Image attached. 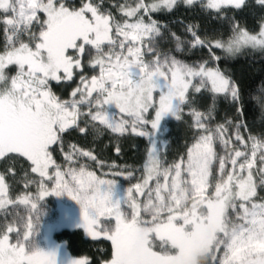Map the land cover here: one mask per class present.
<instances>
[{
  "label": "snow or ice",
  "instance_id": "obj_1",
  "mask_svg": "<svg viewBox=\"0 0 264 264\" xmlns=\"http://www.w3.org/2000/svg\"><path fill=\"white\" fill-rule=\"evenodd\" d=\"M256 3L264 8V0ZM181 4L215 13L226 31L177 18L170 23L181 26L178 35L153 19ZM246 6L0 0V161L8 165L0 172V264H58L57 250L33 243L50 194L76 201L87 236L110 242L98 259L82 255L71 264H196L202 252L213 264H264V131H251L243 83L217 54L242 46L264 53V16L250 31L226 11ZM164 41L175 47L162 48ZM205 96L211 103L200 110ZM219 98L233 112L222 122L215 120ZM252 98L264 120V82ZM168 114L193 133L171 161L169 141L157 139ZM105 132L117 155L123 138H145L143 162L117 164L95 146L66 144L73 134L95 141ZM9 175L23 187L15 196ZM117 176L129 186L114 199Z\"/></svg>",
  "mask_w": 264,
  "mask_h": 264
},
{
  "label": "trees",
  "instance_id": "obj_2",
  "mask_svg": "<svg viewBox=\"0 0 264 264\" xmlns=\"http://www.w3.org/2000/svg\"><path fill=\"white\" fill-rule=\"evenodd\" d=\"M120 2L123 1L120 0ZM227 13L229 16L234 15L236 18L240 19L244 26L251 27L252 25H255L263 16L264 8H261L255 1L250 7L246 6L243 10L230 9L227 11ZM213 14L215 15V13L213 12L204 11L199 5H196L192 8L184 5L182 6V8H178V10H173V13L160 12L153 14V17L158 19L162 23H169L171 27L177 28L179 33H181L182 30L181 26L179 24L170 23L177 20V18L184 20L185 23H198L201 25L202 31L206 30L209 33H211L213 30L226 31V26L222 27L220 22L218 23L212 18ZM0 41H2V33H0ZM173 47L174 44L170 42L167 43L163 48L168 49ZM173 54L180 59H185L188 61L198 58V56L196 55L186 56L184 54L176 52H173ZM217 54L221 55L219 50H217ZM221 67H227L228 69H230L234 77L238 78V81H241L243 83L247 107L245 120L248 121L251 131L253 133L264 131V120L260 119L261 113L259 105L252 98L254 95H259V87L261 83L264 82V53L249 49L245 51L244 54L234 59H227L226 61L222 62ZM210 103L211 98L205 96L202 100L199 101L198 107L200 108V110H205ZM231 115H233V112L228 102L223 98H219L217 101L215 120L222 122L225 116ZM184 118L189 122L191 121V118L189 116L185 115ZM192 135V130L188 128L187 125H185L183 122H180L178 120H176L175 123L169 127V130L166 134V137L168 136L169 141V145L167 148V157L169 161L178 158L179 154L184 152L186 144L191 142ZM111 140L112 137L108 132H105V135L103 137L95 141L91 137H88L85 140L78 135L73 134L72 136L66 137V144L67 142L77 143L81 145V147L83 146L85 148H92L93 146H95L96 153L99 154L102 158H108L109 160L116 159V161L120 164L131 162L134 165H138L143 162L142 156L144 154L146 141L142 137L136 136L123 138L121 140V147L123 150L122 155H117L114 152V145L109 143ZM105 143H109V147L108 149L101 151V148ZM133 145H135V147H133ZM3 164L4 162L0 165V167H3ZM7 179H11V175H9ZM64 206L66 207V205ZM64 206H62V209H60L61 213L63 214H66L72 218L77 217L79 213L81 214V212L78 210L71 211L68 210V207L65 208ZM89 243H96L97 245L101 244V247H105L106 249L110 244V242L104 240L103 237L99 238L98 240H92V242ZM87 245L88 244H86V246L84 247L76 245L77 249L79 250L78 252L83 250L87 251L88 253H86V255L93 259H98L101 255V251H93V249L86 250Z\"/></svg>",
  "mask_w": 264,
  "mask_h": 264
},
{
  "label": "rangeland",
  "instance_id": "obj_3",
  "mask_svg": "<svg viewBox=\"0 0 264 264\" xmlns=\"http://www.w3.org/2000/svg\"><path fill=\"white\" fill-rule=\"evenodd\" d=\"M255 1L256 0H247V6L250 7L252 5V3ZM197 5H199V4H197ZM182 6H184V5L181 4L179 6V8H182ZM228 10H230V9H226V11H228ZM263 16H264V14H263ZM214 17H215V15L213 14L212 18L219 23L220 21L215 19ZM153 19H156V18L153 17ZM236 19H237V21H239L242 24V21L240 19H238V18H236ZM259 22H260V20L255 25H252L251 27H247V28L250 31H258ZM164 23H166V22H164ZM175 27H179V26H175ZM172 29H173V31H176L178 35L182 33V30H181V33H179L177 28L172 27ZM167 43H170V41L162 42L161 47L162 48L165 47V45ZM157 95H159V91H157ZM112 110H115L114 105L112 106ZM176 120L177 119L175 117H173L171 114H168L167 116H165L162 119L161 124H160V130H159L158 137H157L158 141H164V140L168 141V136L166 137V134L169 130V127L171 125H173ZM143 139L145 140V138H143ZM54 155H56L58 162H63V156L62 155H60L59 153H55ZM142 160H143V156H142ZM115 161H116V159H115ZM2 163H3V161H0V165ZM116 163L120 164L117 161H116ZM126 164H132V163L127 162ZM3 165H4L3 167H0V172H5L7 167H8L6 162H4ZM132 165H134V164H132ZM25 166H26V164H25ZM92 167L95 168V165L93 164ZM16 171H17V175H19L20 174V165L19 164H17V166H16ZM114 179L117 181V183L115 185L113 198L114 199L123 198L126 194V190H127L128 186H129V181L127 179H125L124 177H120V176H117ZM8 180L12 182V194H13V196H15L17 193H20L23 191L22 185L19 183H16L14 177L11 176V179H8ZM64 205H66V207H68V210H71V211L78 210L81 212L80 205L76 201L72 200L67 194H63L61 196H56L55 194H50L41 203V208L44 210L45 214L42 217V224L40 227V231L37 234V236L35 237V240L37 241L38 246L45 251L57 250L58 251V264H71V261L73 259H77L76 257H80V256L86 255V253H88L87 251L83 250V251H80L82 254L81 255L80 252H78L79 250L77 249V246L84 247V246H86V244H88L86 247V250L87 249H93V251L94 250L95 251H97V250L101 251V249H106L105 247H101V244L97 245L96 243H93V244L89 243V242H92L93 239L90 240L91 238L87 236L84 228L82 226H80L82 223V218H80V217H82V215L79 213V215H77V216H80V217L72 218L66 214L61 213L60 209H62V206H64ZM56 208L59 210H57ZM87 238H89V239H87Z\"/></svg>",
  "mask_w": 264,
  "mask_h": 264
},
{
  "label": "clouds",
  "instance_id": "obj_4",
  "mask_svg": "<svg viewBox=\"0 0 264 264\" xmlns=\"http://www.w3.org/2000/svg\"><path fill=\"white\" fill-rule=\"evenodd\" d=\"M175 47V45H174ZM248 49H246L245 47H240L238 50H236L235 48L233 49V51L231 52H228L226 50H222V55L228 59V60H231V59H234L242 54L245 53V51H247ZM44 211V210H43ZM45 214V212H44ZM35 245L38 246L37 244V241L35 240L33 242ZM196 264H213V261H212V256L210 253L208 252H202L200 253L197 257H196Z\"/></svg>",
  "mask_w": 264,
  "mask_h": 264
},
{
  "label": "flooded vegetation",
  "instance_id": "obj_5",
  "mask_svg": "<svg viewBox=\"0 0 264 264\" xmlns=\"http://www.w3.org/2000/svg\"><path fill=\"white\" fill-rule=\"evenodd\" d=\"M77 217H80V216H77ZM80 218H82V217H80Z\"/></svg>",
  "mask_w": 264,
  "mask_h": 264
}]
</instances>
